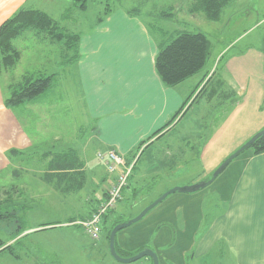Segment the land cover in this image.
<instances>
[{
  "label": "crops",
  "instance_id": "0c3cea01",
  "mask_svg": "<svg viewBox=\"0 0 264 264\" xmlns=\"http://www.w3.org/2000/svg\"><path fill=\"white\" fill-rule=\"evenodd\" d=\"M60 4V0H0V25L22 8L41 11L57 20L64 9V3ZM78 46L77 85L89 119L96 122L95 134L89 141L93 140L97 151L113 149L122 157L132 158V150L164 128L190 97L193 88L214 71V66L210 70L204 67L175 87L164 86L155 72L157 46L150 38L148 26L139 17L129 16L122 10L113 12L93 32L80 33ZM18 49L21 60L27 47L20 46ZM224 51L218 54L216 60L226 55ZM218 73L225 85L235 92L238 99L236 105H224L216 115L208 117L211 106L203 100L184 116L183 112L180 113L170 127L143 145L142 148H148L138 171L140 180L158 176L160 171L176 166L179 159V163L184 161L183 165L198 162L200 171L193 184L207 180L225 159L264 128V54L255 47H248L229 57ZM4 92L0 81V172L8 169L13 161L9 155L12 150L28 153L32 147L19 121L18 116L23 111L6 108ZM193 109L197 111L193 121L195 127L197 120L211 121L214 116L220 117L216 126L212 125L207 131L208 136L200 145L202 149L197 152L198 156L194 153L195 145L190 144L191 136L196 140L197 135L186 133L178 140L176 149L182 145L180 149L184 151H178L177 160L174 158L172 162L153 157L151 150L154 143L171 135ZM204 124V128L208 129V123ZM87 144L86 141L83 147ZM75 150L84 162L87 176L91 169L86 164L85 151L82 156L79 149ZM187 151L193 153L195 159H190ZM183 153L187 158L180 157ZM133 162L131 160L129 166ZM142 164L147 167L143 168ZM142 169L145 178L143 175L140 177ZM114 180L115 174L102 172L98 179L100 185H97L98 189H103L102 199L92 198L90 211L103 200L108 186L104 184ZM193 184L184 182L173 186ZM208 187L191 194H173L180 196L169 202L166 212L171 203L179 202L175 207L176 218L180 212L182 220H186L185 225L188 222L191 226L190 239L182 251L176 252L172 250L174 239L166 238L165 234L159 235L154 245L171 246L167 253H158L159 264H186L187 251H190L192 260L216 252L217 255L212 258L222 260L223 264H264V153L255 155L252 150H245L213 181L210 192L206 190ZM164 212L162 209L156 214L161 222H172V217ZM203 226L205 229L201 231ZM102 240L101 235L97 248L104 254ZM146 242H141L138 247L146 248Z\"/></svg>",
  "mask_w": 264,
  "mask_h": 264
},
{
  "label": "rangeland",
  "instance_id": "374dc122",
  "mask_svg": "<svg viewBox=\"0 0 264 264\" xmlns=\"http://www.w3.org/2000/svg\"><path fill=\"white\" fill-rule=\"evenodd\" d=\"M87 1L85 9L78 10L71 7L70 0H60L62 4L64 3V9L59 14L63 15L70 12L68 15L71 17L70 20L61 22V26L67 27L73 33H77L80 30L81 33L87 34L91 31L93 32L113 12L122 10L129 16L139 17L143 24L148 26L150 38L153 39L155 45L157 41L166 38L177 29L201 32L207 37L212 46L210 56L205 64V69L207 70L214 66V69L219 72L229 57L241 53L248 47H255L264 54V0H233L223 9L217 22H209L201 15L191 14L188 9L189 1L191 0ZM67 4H69V9H67ZM107 6L113 12L105 15ZM135 9H138L137 12L135 11L132 14ZM163 13L168 15V17H161ZM61 16L57 21L60 20ZM20 46L27 47V49L12 75L0 74V81L2 88L5 89V96L11 79L12 81L19 80L26 72L41 74L56 72L61 76L59 86L56 92L54 91V97L46 99L40 104L26 106V110L19 114L18 117L23 131L27 134V139L32 146L30 152L21 153L29 156L31 153L62 152L71 147L79 149L82 156L84 154L83 151H85L86 164L91 170L87 172L85 187L78 194H61L54 191L51 186L44 184L40 180L39 175L42 169L38 166L33 167L32 164L30 165L29 160L21 163L20 167L24 170L19 171L17 176L13 174V170L19 169L18 159H13L9 168L0 172V204H2L0 208L15 213V217L10 222H0V240L4 242L12 241L13 235L20 231V227L25 231L21 236L27 234V237L21 240L20 245L16 249L17 254L25 255L27 258L16 261L6 253H3L0 255V264H152L150 258H142L132 263H120L110 256L104 235V241H102L105 248L104 254H102L97 248L98 242L90 241L80 227L76 226L75 223H70L72 221L78 222L87 216L89 207L92 204V198L95 200L102 199L101 191L103 192V189L97 188V185H100L98 179L101 178L102 172L104 170L107 172V170L97 160V155L115 150L97 151L93 140L89 141L95 134L94 125L96 122L89 119L83 95L77 85L79 50L76 64L64 69L60 67L59 51L61 50V45L50 47L37 40L32 32L27 31L16 40V49L18 50ZM58 48L60 49L58 50ZM223 49H225L223 54L226 53L225 58L221 61L216 60ZM196 88L197 86L193 88L190 95ZM196 112L193 109L182 125L177 126L171 135H167L162 141L154 143L151 150L153 157L159 160H172V162L174 158L177 160L179 158L176 157L179 155L178 151L182 150L183 152L184 150L180 149L182 145L177 147L178 150L176 146L178 140L186 133L197 135L196 140L194 136H191L192 142L190 143L193 146L195 145L194 153L197 155V152L201 150L200 145L205 142V137L208 136L207 131H210L212 125L213 127L216 126L220 117L214 116L211 121H206L205 119L197 120L195 127L193 121ZM203 122L208 123V129L204 128L205 124ZM198 127H201V129L196 130ZM86 141L88 144L83 147ZM138 147L132 150L133 153L137 152ZM187 154L190 159H195L194 154L190 153V151H187ZM184 155L183 153L180 157L183 159L184 157L187 158V155ZM24 158L26 159L27 157ZM122 158L127 167H129L131 160L133 162L132 158ZM179 161L176 166L160 171L158 173L159 179L156 180L151 193L145 198L143 197L144 199L141 198L131 209H129V206H131L129 196L132 188L130 190L124 189L113 216L119 217L122 223L128 222L165 192L177 187L173 186L175 183L185 182L193 184L197 173L200 171L198 162L195 161L183 165L182 162L184 161L180 163ZM144 166L145 164H142L143 168L147 167ZM143 171L142 169L140 177H142ZM143 177L145 178V175ZM109 184L105 183L104 186L106 187ZM212 184L206 189L207 192L212 190ZM13 188H15V193L12 191ZM6 192H10L13 195H9L11 199L5 204L3 201L8 198L4 195ZM179 196L169 195L139 222L117 232L115 242L119 257L128 259L145 249H149L155 254L157 253L156 255L158 253H167L168 251L166 250L171 246L157 247L153 244L158 239V236L163 234H165L166 238L174 239L172 250L175 249L176 252L182 251L185 245L189 244L191 226L188 225V222L187 226L185 225L186 220H182L183 216H181L180 212L176 218L175 207L179 205V202L171 203V208L166 212L169 202L179 198ZM162 209L165 211L164 214L166 213L167 216L172 217V222L165 224L161 222L159 215L156 214L161 212ZM170 213L174 215H170ZM50 223H60V226L47 227L50 229L35 232L40 230V225ZM204 229L203 226L200 230L203 231ZM143 241L148 242L144 244L147 245L145 246L146 248L141 249L138 246ZM215 255H217L216 252H212L208 257L204 256L205 258L192 260L190 251H187L185 263L223 264L222 260L212 258Z\"/></svg>",
  "mask_w": 264,
  "mask_h": 264
},
{
  "label": "trees",
  "instance_id": "16d2710c",
  "mask_svg": "<svg viewBox=\"0 0 264 264\" xmlns=\"http://www.w3.org/2000/svg\"><path fill=\"white\" fill-rule=\"evenodd\" d=\"M232 1L233 0H191L189 1L188 9L191 14L201 15L209 22H217L221 17L223 9ZM86 3H88L87 0H70L71 7H73V9L77 8L78 10H84ZM67 9H69V7ZM137 10L138 9L133 10L132 14H134L135 11L137 12ZM112 12L113 10L108 8V6L105 8V15ZM69 13L70 12L63 15L61 14L60 20L57 21L41 11L22 8L11 18L2 23L0 25V74L6 73L12 75L21 58V51L16 49L14 42L27 31L32 32L37 40H40L41 43L49 45L50 47L61 45V50L59 51V58L61 60L60 67L65 69L74 66L78 58L77 47L81 31L73 33L67 27L61 26V22L71 19L70 15H68ZM161 17L165 18L168 17V15L163 13ZM156 46L157 53L154 59L155 72L161 83L169 88L181 84L188 78L202 71L210 56L212 47L210 41L201 32L185 29L174 30L166 38L157 41ZM59 49L60 48H58V50ZM177 51L180 52L179 57L175 55ZM223 58H225V56L221 57L219 61ZM60 77L61 76L56 72L49 74L26 72L19 80L12 81L11 79L4 99L5 107L11 110L24 112L27 105L51 99L55 95L54 91L56 92L59 86ZM203 100L211 106V112L208 117L210 115H216V112L224 105L232 107L235 106L238 101L235 92L225 85L218 71L214 69L211 74H207L202 79L196 90L183 103L172 120L147 141L158 135L165 128L170 127L180 113L183 112L184 116L195 104ZM147 141L142 142L137 152L132 154V159L134 160L131 166L132 172H130L131 174H129L127 178L125 187V189L129 190L132 188L129 196L131 201L129 209L136 205L141 198H145L149 195L156 180L159 179L158 176H151L150 178L141 180L138 177L140 164L145 158L143 155L148 146L142 147ZM247 150H252L255 155L264 153V135L259 137ZM9 155L12 159L19 160V169L13 170V174L16 176L19 174V171L24 170L20 167L21 163L29 160L30 165L32 164L33 167L38 166L42 169L39 175L40 180L44 184L51 186L52 189L58 193L78 194L85 187L87 176L84 162L81 160L78 152L73 148H68L62 152H46L42 154L31 153L29 156L12 150ZM24 157L27 158L25 159ZM162 164L163 162L161 165ZM156 165H158V163ZM14 190L15 188L12 190L13 193H15ZM11 194L10 192L4 194L8 198L4 200L3 203L5 202L6 204L10 201L11 198H9V195ZM102 202L103 200L100 203ZM99 204L93 211H90L91 207H89L90 212L87 214V218L96 210ZM0 207H2V204H0ZM114 210L115 208L105 214L101 221L100 238L101 235H104L107 244L112 229L122 223L119 217L113 216ZM14 217L15 213L13 211L11 212L10 210L0 208V222H10ZM70 223H76V221ZM58 226H60V223L43 224L39 226L40 230L35 232L45 231ZM24 233L25 231L20 227V231H17L13 235L12 241H10L11 243L0 240V255L6 253L10 258L16 261L27 258L25 255L21 256L16 253V249L18 245H20L21 240L27 237V234L21 236ZM115 250L116 253L119 254L116 242Z\"/></svg>",
  "mask_w": 264,
  "mask_h": 264
},
{
  "label": "built area",
  "instance_id": "2783aa9c",
  "mask_svg": "<svg viewBox=\"0 0 264 264\" xmlns=\"http://www.w3.org/2000/svg\"><path fill=\"white\" fill-rule=\"evenodd\" d=\"M97 160L106 168L108 174H116L115 180L104 190L105 198L96 210L86 219L79 220L78 225L86 237L96 242L101 234V221L105 214L113 210L122 198V192L126 187L127 178L131 172V166L127 167L124 159L115 151L98 154Z\"/></svg>",
  "mask_w": 264,
  "mask_h": 264
},
{
  "label": "water",
  "instance_id": "95a60500",
  "mask_svg": "<svg viewBox=\"0 0 264 264\" xmlns=\"http://www.w3.org/2000/svg\"><path fill=\"white\" fill-rule=\"evenodd\" d=\"M262 135H264V129H262L260 132L255 134L249 141H247L243 146H241L238 150H236L233 154H231L227 159H225L220 164V166H218V168L212 173V176L208 180H204L202 182L189 185V186H181V187L172 188L171 190L161 195L156 201H154L149 206L144 208L136 217L132 218L128 222L121 223L115 226L110 232L109 237H108V250H109L110 256L114 260L120 263H132L142 258H150L152 260V264H159L157 255L149 249L142 250L135 256L128 258V259H122L121 257H119V255L116 253V250H115V236L117 232L139 222L148 212H150L157 205H159L162 201H164L169 195H172L175 193L191 194V193H195L211 185L213 181L225 170V168L231 163L233 159H235L238 155H240L242 152H244L249 147H251V145Z\"/></svg>",
  "mask_w": 264,
  "mask_h": 264
},
{
  "label": "snow or ice",
  "instance_id": "6c2138e0",
  "mask_svg": "<svg viewBox=\"0 0 264 264\" xmlns=\"http://www.w3.org/2000/svg\"><path fill=\"white\" fill-rule=\"evenodd\" d=\"M175 55H176L177 57H179V56H180V52L177 51V52L175 53Z\"/></svg>",
  "mask_w": 264,
  "mask_h": 264
},
{
  "label": "bare ground",
  "instance_id": "6f19581e",
  "mask_svg": "<svg viewBox=\"0 0 264 264\" xmlns=\"http://www.w3.org/2000/svg\"><path fill=\"white\" fill-rule=\"evenodd\" d=\"M108 151V150H107Z\"/></svg>",
  "mask_w": 264,
  "mask_h": 264
}]
</instances>
